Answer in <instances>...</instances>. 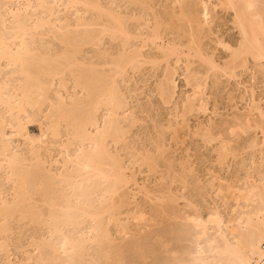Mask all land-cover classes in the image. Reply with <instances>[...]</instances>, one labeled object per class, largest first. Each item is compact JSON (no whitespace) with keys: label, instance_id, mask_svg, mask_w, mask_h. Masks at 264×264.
Listing matches in <instances>:
<instances>
[{"label":"rangeland","instance_id":"obj_1","mask_svg":"<svg viewBox=\"0 0 264 264\" xmlns=\"http://www.w3.org/2000/svg\"><path fill=\"white\" fill-rule=\"evenodd\" d=\"M32 1H30V3L26 0H0V7L4 6L3 4L6 2L8 7L12 10L18 9L20 11L26 8L25 10L27 11H22L23 15L21 18L28 15L33 18L32 20L34 22L37 21L39 17L46 19L47 22L43 27L39 28L40 31L34 30L37 34H35L33 40L31 39L30 41L32 43V47L37 46L43 51L50 45L52 50H56V52H60L66 48L71 50L73 49L74 51L76 50V57H79V61L84 62L83 64L80 63V65H82L80 68L77 67V70H75V66L73 67L74 69L72 68L73 70H66V74L63 76L56 77L50 89L51 92H48L49 97H51V99H56L58 97L56 93L61 94L65 99H67V101L69 100V97H72L76 100L74 102L75 106H78L77 109L79 108L82 110L85 106H82V104H85L89 98H87L88 100L82 98L85 97V95H83L85 94V91H83V89H81V87L77 84L81 81L85 82L84 80H86V82L90 80L89 82H91L93 79L92 74L88 71V73H86L85 70L87 68L84 69V67H87L89 63H95L94 65L96 66L94 69H97L96 78L98 80H102L107 75L103 79L106 83L101 81L99 85L110 84L112 83L111 81H113L114 87L117 89L116 93L120 92L119 94H116V99L118 96V101L120 103L123 102L122 105L120 104L122 109H116L119 114H116L117 112L115 110V114L111 111L109 112L110 108L108 107H101L95 114L99 120L100 126H103L106 118L107 120L111 117L116 120L118 119L117 123L121 128L123 135L122 137L116 139L109 138V141L107 140V143H109L107 144V148L110 147L108 150L110 149L111 153L113 152L115 156H118L119 158L121 157L120 159L125 170L124 172L128 179V183H126L127 185L122 184L119 186L120 188L118 187L116 189V193L110 194L107 191L113 188V184H110L111 181L103 179L102 177L92 176L90 179L84 178L81 181V186L75 190L77 195H80L81 200L85 201L89 205L91 204V208L95 209L97 207L96 209H99L104 206V204L106 205L109 203L108 205L112 208L105 214V218H102L103 221H101L105 224L104 227L106 226L108 229L109 227L111 228L109 229L110 235L108 238L103 236L102 241L93 246L91 239L97 236L98 232H91V228L89 229V226L92 224L94 225L95 223L91 222L89 219L85 220V218L82 217H79L78 222L80 225L78 224V228L76 226L73 228L72 226L71 228L69 227L70 229H66L71 230L74 233L78 232L79 229L81 232H87V237L89 236L88 239L90 240H87V245L89 247L91 246L90 252L92 255H97L99 253L102 254L105 251L112 252L116 243L122 241L120 240V237L123 233L122 229L125 228L128 234L125 235L124 241H132L133 243H136V240L140 242L142 237L148 235V242L145 241V243L153 245V242L155 241L154 239L157 238L156 234L162 231L163 228L165 229V226H168L170 222L174 221L172 219L167 220L166 217L159 214V208L162 205V202L158 199L163 197L164 191H166V193L170 191L172 195L175 197L177 196L178 198H182L180 195L183 193L185 196L184 199L186 200L185 202H187L186 204L183 199L179 198L180 200L176 199L178 202L175 204H173L175 201H173V203L168 202V206L166 203H163L165 207L176 206L178 208L181 207L183 209H187V205L189 203L188 200L198 199L196 202H199V204L202 203V207L205 206V208H211L212 206L215 207V205H218L219 208L220 205V210H223L224 208V211L221 210V213L224 214V216L222 215L223 217L226 216L227 218L231 215V212L225 211V208L227 207L224 205H226L225 203L227 202L226 206H229L228 204L232 206L234 204L232 197L230 196L229 199L225 200V196V198H222L223 196L219 197L218 195H220L223 191L226 195L228 192V190L225 192L227 184H235L238 180L242 183L241 179H244L247 172L249 173L253 170V168L250 167L253 165L252 161L257 159L258 161H255V163L259 162L258 152H251L252 150L246 145H248L249 139L251 138H257L256 140L260 142L262 134L258 129L252 130L251 128V130L246 132L247 135L245 133L240 136H237V134L232 135L230 125L232 121L236 122V117H243L249 113L248 111L252 110L251 108L256 101L257 102L255 104L261 107L264 112V77L262 75L264 69L262 67L259 69V66H255L253 63L254 61L249 58L245 65L247 67H237L234 70L235 74L230 77L221 70L209 68V66L200 60L199 57H191L193 55L192 52V55L188 56L189 52L187 50L188 43L196 38L199 39V41H195L198 46L200 45L199 47L201 48L202 54L204 56L212 57L213 60H215V63H218L219 66H224L225 62L230 60L231 50L232 48L237 47L240 35L238 29L233 23V12L224 4L225 0H208V3L206 2L209 10L208 16L207 18H204L199 15L200 17L198 18V22H201V24L191 22L195 26H193L194 29L196 26L198 27L195 29V31L197 30L195 32L197 35H194L195 38L192 37L191 39L190 36L193 33H191V31L194 29H191L192 26L190 27V22H188V20L185 21L186 19L182 17V19H178L177 15L179 11H181L180 9L182 7H186L189 3H191L190 1L194 0H136L137 2L135 0H96L101 5L102 9L103 7L105 10L106 8L107 10L111 9L114 13L121 16V19L129 31L143 36H141L142 38H137L138 40L131 38L129 41H125L122 36H117L118 34H113L114 32L112 33V30H110L112 25L110 22L112 21L108 17H105L107 16L106 14L96 13L90 9H88V11L87 8L82 5L74 6L73 4L70 5L68 3L69 6H66L65 4L67 0H45L40 4L39 2L37 4L35 1L32 3ZM11 4L14 6H11ZM31 4L32 6H30ZM41 4H43V6ZM199 7L201 8L202 6ZM201 10L202 9L199 11ZM1 12L5 13L3 15L6 19L7 23H5L7 25L11 20V15L9 14V16L7 14V8L4 10L2 9ZM154 16L159 17L162 21V27L159 29L161 36H159L157 41L155 40L154 43H152L148 37L152 34V30L150 29L155 23ZM170 21L174 22V29L167 26V22ZM7 30L8 29H6V31ZM144 36L147 40L146 44L144 43ZM170 40L173 41L170 42ZM177 43L180 44L181 47L178 48ZM171 44L174 46L177 45L178 50L181 48L180 50H182V54H179L180 61L177 60L178 56L176 55L168 57L169 60L168 58L167 60L163 59L164 46H171ZM189 44H192V42ZM224 44L226 46H231V48L228 49L227 47H224ZM183 45L185 46L183 47ZM135 50L136 53L140 54L137 57V62L135 61L133 65H127L123 70V73L119 72L118 75L117 73H113L118 71V68H116L113 64H121V62H123L124 59L131 54V52L134 53ZM185 52H188V54ZM123 54L125 57H123ZM154 58H157L158 62L156 59V62L154 63L152 61ZM7 68L8 67H6L5 64L2 65V77L9 74L12 69ZM101 75L104 77H101ZM62 80L65 87L60 86ZM168 81H171L172 84L170 83V85L175 88H173L174 95L171 97L172 99L169 98L171 101L169 99H167L169 101H166L161 95L160 87L164 85L167 86L168 84L166 85V83ZM115 84L117 86H115ZM252 99H254L255 102H251ZM190 105L194 108L191 109ZM45 106L42 108L44 111H47L46 109L49 108V103L45 104ZM29 112L30 114L37 113V111L34 112V110L31 111L30 109ZM39 115V119H41L43 115L41 113ZM253 117H256V115L254 114ZM41 121H44V119L42 118ZM27 126L28 131L39 135L40 131L38 121L28 123ZM63 127H65V129ZM94 129L95 128H92L91 130L95 132ZM6 130L9 132L8 127ZM60 130L61 137H57V139L52 140L51 137L45 136L46 138L43 137L42 139L44 142L42 141L39 144L37 143L39 146H35L45 153V155L42 154L43 152L40 150L42 156L44 155L43 159L48 160V162H46L44 167H40V169L35 168L34 172L31 173V178H29L28 181L29 185H27L28 190L31 193L29 196L31 197H27L20 202L19 209H17L18 211L13 212L11 214L12 216H6L7 219H5L6 217H0V264H35V258L38 255L36 245L41 244V242H44L43 240L45 239L53 240L50 238V233L47 231L48 229L44 223L47 219L46 216H48L50 212H57L58 206L49 209L48 205H46V201L49 199L46 198L56 196L59 198V202H63L66 197H70L73 194L74 191L67 186L66 177L63 176V173H73L78 165L73 163V161H70V158L68 159L66 154H63L64 151H66L63 145L72 143L68 147L71 155H74V153L78 152L82 147L80 146L82 144L79 139H75V141H73L74 134L71 132L72 129L70 127L66 129L65 123L62 124ZM205 132H211L215 139L210 142L203 140V134H206ZM67 133L69 135H67ZM68 136L69 138H72V141L71 139L68 140ZM67 140L69 142H67ZM223 140H228V143L231 140V146L235 147L233 149L237 151L234 154L236 158H234L235 156L232 157V155H228L226 162H220V164L217 161V155L222 143L221 142L219 145V142ZM52 142L55 144H52ZM21 143L18 145L20 148H17V143H15L16 145H14V150L23 155L26 154L27 157L31 159L28 152L30 149L25 148L26 146L29 147L30 144L21 145ZM60 143H62V145ZM86 144L87 143H85V145ZM234 144H236V146ZM158 145H161L164 149L161 153L157 154ZM255 154H257V158ZM146 155H150L152 158L155 156L154 159L158 161L156 162L157 164L148 166L149 163H143L144 156ZM29 159L28 161L30 162L27 163L30 165L33 164L31 163L33 161ZM25 162L24 164H27ZM241 162L242 165H240ZM29 164H27L29 169L34 167L33 165L30 167ZM47 174L50 175L48 176ZM4 175V172L0 173L1 197L7 200V202H13L15 191H18L20 188L15 187L12 182L7 181L6 176ZM51 178H53V180ZM216 178H219V181L222 180V184L226 185L224 186L225 189H223L220 194L216 193V187H218L219 184V181L216 180ZM48 180H51V182ZM193 181L199 183V189L198 187L193 186ZM210 182L212 184L214 183V185ZM213 186H215V188H213ZM201 187H203V189H201ZM167 189L170 190L167 191ZM201 190H203L204 193ZM120 197L123 198L121 199ZM187 197H189V199H187ZM222 199L224 200V204L221 203ZM112 204L114 206L115 204L118 205L114 207ZM228 208L226 210L230 211L231 207L229 209ZM141 210L144 212L145 220L143 219L139 223L134 217L141 214ZM225 214H228V216ZM147 225L148 227H146ZM131 227L135 228V230H132L133 232H131V229H133ZM3 228L5 229L4 231H2ZM117 230H120L119 234ZM137 232H140L142 236H140V234L138 235ZM133 233L135 235H133ZM93 234L96 235L94 236ZM132 235L136 238H133ZM117 237L119 239L117 240L118 242L114 239ZM111 239H114L115 241ZM133 251L134 250L132 249L131 252H125L124 255L119 252V255L121 254V257H125L127 263L129 264L159 263L157 260L155 261L152 255L144 260L140 255L142 251L136 250L132 253ZM116 255L117 254L108 258L109 260L107 259L108 261L106 260L105 264H111Z\"/></svg>","mask_w":264,"mask_h":264},{"label":"bare ground","instance_id":"obj_2","mask_svg":"<svg viewBox=\"0 0 264 264\" xmlns=\"http://www.w3.org/2000/svg\"><path fill=\"white\" fill-rule=\"evenodd\" d=\"M26 1L30 2L32 0H26ZM34 1L37 4L38 2L40 4V3H43L45 0H33L32 3ZM190 2L191 3H189L187 6L185 5L186 7L184 8L181 6L182 7L180 9L181 11H179L177 17L178 19L185 18L186 19L185 21L188 20V22H190V27L192 26L191 29H194L193 28L194 25L192 23L201 24V22H198L199 20L198 18L200 17L199 15H201L204 18H207L208 16V12H209L207 8L208 0H194ZM68 3L70 5L73 4L74 6L82 5V6H85L87 10L90 9L91 11H94L96 13L98 12L101 14H106L107 16L105 17H108L112 21L110 22L112 23V25L110 24L111 25L110 30H112V33L114 32L113 34H118L117 36H122L125 41L127 40L129 41L131 40V38H133L134 40L137 38L139 39V37L142 36L141 34H134L131 31H129L126 28L123 20L121 19V16L114 13V11H112L111 9L107 10L106 8L105 10L104 7L102 9L101 5L96 0H67L65 5L69 6ZM224 4L226 5L227 8L231 9V11L233 12V23L238 29V32L240 35V38L237 43V47L232 48L231 50L230 60L225 62L224 66L223 65L219 66L218 63L217 64L215 63V60H213L212 57L204 56L202 54L201 48L199 47L200 45L198 46V44L195 41V40L199 41V39H196L194 36V35H197V33L195 34V32L197 31V30L195 31V29L198 28L197 26L193 31L190 30L191 33L192 32L194 33V34L192 33L193 36L189 32V34L191 35L190 39L194 37L195 40H192L189 42V43L192 42V44H189V43L188 45L186 44L189 54L188 52H185V53H187L188 56L189 55L191 56L193 54L191 57H194V56L199 57L200 60H202L204 63H206L209 66V68H212L215 70H221L225 74L229 75L230 77H232L231 75L235 74L234 70L237 67H241V68L247 67L245 65L249 58H251V60L254 61L253 63L255 66L256 65L259 66V69L260 67L264 69V0H225ZM3 5L4 6L0 7V19H1L0 21L1 22V27H0V173L4 172L5 173L4 176H6V180L12 182L15 187L17 188L19 187L20 189H18V191L14 189L16 191H15V197L13 199V202L12 201L7 202V200L1 197V193H0V203H1L0 217L2 216L4 218L9 215L12 216L11 214L13 212L18 211L17 209H19L20 202H22L27 197H31L29 196L31 193L27 187V185H29L28 181H29V178H31V173L34 172L35 168L40 169V167H44L46 162H48V160L43 159V156L45 155V153L41 149L35 147V146H39L37 145V143L39 144L40 142H42L43 137L46 138L45 136H49L52 138V140L57 139V137L58 138L61 137L60 127H62V124L65 123L66 129L69 127L72 129V131L71 130L70 131L73 132L74 134V137L72 136L74 139L73 141H75V139H79L82 144L80 145L82 146L80 150L74 153V155H71L68 149V147L72 143L66 144L65 142L66 145H63L66 150L64 151L63 154H66L67 158L68 159L70 158L69 159L70 161H73V163L78 165L76 170L73 173H65V172L63 173V176L66 177L67 186L74 192L70 197H66V199L63 202H59V198L56 196H55L56 198L55 197L46 198V199H49L48 201L45 200L46 205H48L49 209L58 206L57 212H54V211L50 212V214L46 216L47 219L45 218L46 222L44 223L48 229L47 231L50 233V238H52L53 240L45 239L43 240L44 242H41V244L36 245V248L38 250V255L35 258L36 260L35 264H105L106 260L108 258H111V256L115 254L117 255L114 257V260L111 262V264H129L127 263V260L125 259V257H121L122 256L121 254H120L121 256L119 255V252L124 255L125 252L127 253L128 251L131 252L132 249L134 250L132 253H134L136 250L142 251L140 255L144 260L145 258H148L149 256L152 255L155 261L157 260V262H159L158 264H264V112L261 109V107L255 104L257 101L255 102L254 99H252L251 101V102L253 101L255 102L251 108L252 110L248 111L249 113H247L243 117H240V116L236 117L235 118L236 122L232 121L233 124L231 123L230 125L231 127L230 131L232 135L237 134V136L238 135L240 136L243 133L246 134V132L248 130H251V128L252 130L258 129L261 132L262 139L260 142L256 140L257 138L256 139L251 138L249 139L248 145H246L252 150L251 152L253 153L258 152L257 154H259V157H258L259 162L255 163V161H258L257 159L255 161H252L253 165L250 167L253 168V170H251V172L249 173L247 172V175L245 173L246 176L244 175L245 176L244 179H241L242 183L240 180H238L237 182L235 181L236 182L235 184L226 183L227 184L226 186L225 184L224 185L222 184L221 182L222 180L219 181L220 177L218 179L216 178V180L219 181L218 182L219 184L216 183L218 184V187H216V191H217L216 193L220 194V192H222L223 189H225L224 186H226L225 192L226 190H228L229 192V194L227 192L225 195L223 191L222 192L223 195L221 193L218 196L219 197L223 196L222 198L226 197L225 200L229 199L230 196L233 199L234 204L233 205L231 204L232 206H230V204H228L229 206H226L227 202L225 203L226 205H224L227 208L231 207L230 211L226 210L227 208H225V211L231 212L230 213L231 215L228 216L229 213L226 212L228 214H225V215H227L228 217L227 218L226 216L223 217L224 214L221 213L222 209L221 210L219 209L220 205H219V208H218V205H215V204H213L215 205V207L212 206L214 208L212 207L210 208L208 205L207 206L209 208H205V206L202 207L203 205L202 203H200L201 204L200 205L199 202H196L198 199L188 200L189 203L187 205V209L185 208L183 209L181 207L178 208L176 206L175 207L174 206L165 207L163 203H166L167 205L168 202L173 203V201H175L173 203L175 204L178 202V200H180L179 198H181V197L178 198L177 196L176 198L174 195H172L171 192L169 191L171 189L170 188L169 190L167 189V191H169L168 193L164 191L163 197L161 199L160 198L158 199V200H161L162 202V205L159 208L160 210L159 214L166 217L167 220L172 219L174 221L170 222L168 226H165L166 228L165 229L163 228L164 230L162 229V231L157 233L156 234L157 238L153 237L155 238L154 239L155 244L154 242H153V245L149 243H145V241L148 242L147 241V239L149 238L148 235L145 236L147 238L142 237L140 242L136 240L138 243L137 242L133 243L132 241H124L125 235L128 234L125 228V229H122L123 235L121 234V237H120L121 238L120 240H122L121 242L117 241L119 240L118 237L114 238L116 242L118 243H116V245L114 243L115 247L114 248L112 247L113 248L112 252L105 251L102 254L99 253L97 255H92V253L90 252L91 246L89 247L87 245V240H89L88 239L89 236L87 237V234H86L87 232L86 233L81 232L79 229L78 232L74 233L71 230H67L66 228H69V227L71 228L72 226L74 228V226L76 227L79 226L80 225V223L78 222L79 217L85 218V220L87 219L91 220V222H94L95 224L90 225L89 229L91 228V232H94V233L98 232V235L95 236L97 233L95 235L93 234L95 237L93 236L94 238L91 239V243L93 244V246L101 242L103 236L108 238V236L110 235L109 229L111 228L109 227L108 229L106 226L104 227L105 224L102 223L103 221L102 218L112 208V207L110 208V205H108L109 203L106 205L104 204V206H102L99 209H96L97 207L95 209L91 208L90 206L91 204L89 205L85 201L81 200L80 195H77L75 190L81 186V181L84 178L90 179L92 176H98V177H102L103 179L110 180L111 181L110 184L111 183L113 184V188L110 187L112 189L107 191L110 194L116 193L117 191L116 189L119 186H121L122 184L127 185L126 183H128V179L125 175V172H124L125 170L123 168V165L120 159L121 157L119 158L118 156H115V154L112 152L114 154L113 155L110 152L111 150L110 149L108 150V148L110 147L107 148V144H109L107 143V140L109 141V138L116 139V138L122 137L123 135L122 130L117 123L118 119L116 120L111 117V118H108L107 120L106 118V120L104 121V124L102 123L103 126L102 125L100 126L99 120L95 114L101 107H108L110 108L109 112L111 111L113 113H114V110L116 111V109L121 108V105L123 104V102L120 103L118 101V96L116 99V94H119L120 92L116 93L117 89H115L113 81L111 80L110 81L112 83L110 84H104V85L100 84L99 85L101 81L105 82L103 79L107 75L105 77L101 75V77H104V78L102 80H98L96 78L97 69H94V67L96 66L94 65L95 63L93 64L89 63L87 67H84V66L83 67L84 69L87 68L85 70L86 73L89 72L90 74H92L93 79L91 80V82H89L90 80L88 79L89 81L87 82L86 80H84L85 82L81 81L79 84H77L81 87V89H83V91H85V94L83 93L82 94L85 95L86 98L85 97H82V98L84 99L89 98V100L87 99L88 101L86 103L84 102L85 104L81 103L82 106L85 105L82 110L79 108L77 109L78 106L76 107L75 102H74L76 100L72 97H69L70 101L69 100L67 101V99H65L61 94L56 93L58 97L56 99H51V97H49L48 95V92L50 91L55 78L63 76L64 74H66L65 73L66 70H73L74 69L73 67L75 66H76L75 70H77L78 69L77 67L80 68V66L84 62L79 61L78 59L79 57L78 58L76 57V50L74 51L73 49L71 50V49L66 48L60 52H56V50L55 51L52 50L50 45L49 47L45 48V50L43 51L37 46L32 47V43L30 41L31 39L33 40V38L35 37L34 35L37 34L35 33L34 30L37 31L39 30L40 27H43L47 22L46 19L39 17L37 21L34 22L32 20L33 18L29 17L28 15H25L23 18H21V16L23 15L22 11H24L26 8H24V10L22 9L19 11L18 9L12 10L10 7H8L6 2ZM12 5L13 4H11V6ZM41 5L43 6V4ZM30 6H32V4ZM199 6H202V7L200 8ZM198 7L202 10L199 11L200 9ZM6 8L8 11L7 14L11 15V20L9 21L7 25H6L7 23L6 19L3 15L5 13L1 12L2 9L4 10ZM26 11L27 10H25V12ZM156 16H154L156 19L154 18L155 23L153 27H151V29L148 27L150 30H152V34L151 36L149 35V37L148 36L147 37L151 40L152 43H154L155 40L157 41L159 36H161L160 35L161 32L159 33V29L162 27L161 26L162 21L159 19V17H156ZM171 21L167 22V26L174 29L175 24L174 22H171ZM6 29L8 30L6 31ZM145 40H146V37H145ZM145 40H144V43L146 44L147 40L146 41ZM172 41L170 40V42ZM62 42H65V41H62ZM179 45L180 44H178V48L181 47V45L180 46ZM184 46L185 45H183V47ZM164 47L165 48H164L163 59L167 60V58L170 57L171 55H176L178 56L177 60L180 61L179 54L180 55L182 54L181 52L182 50H180L181 48L178 50L177 45L174 46L172 44L171 46L168 45ZM224 47H227L228 49L231 48V46H226L225 44H224ZM138 55L140 54L136 53V50H135L134 53L131 52V54H129L128 56L126 55L127 57L124 59L123 62H121V64L119 63L113 64L114 66H116V68H118V71L117 72L115 71L113 73H117V75L119 72L123 73V70L126 68L127 65L134 64V62L137 60ZM123 57H125V55ZM156 59L154 58L152 61L155 63ZM157 62H158V59H157ZM80 63L82 64L80 65ZM111 63H108V64H111ZM3 64H5L6 67L8 68H12L9 74L6 73L7 75H5L4 77L1 76L2 75L1 67ZM262 75L264 77V72L262 73ZM101 77H98V78H101ZM63 80L60 83L61 87L65 85L63 83ZM171 81H168L166 83V85L168 84L167 86L161 85L162 87H160L162 98H164L166 101H169L170 100L169 98L173 97L174 95L173 94L174 87L170 85ZM115 86L117 85L115 84ZM47 103H49V108L47 107L48 108L46 109L47 111H44L42 107L45 106V104ZM190 108L192 109L194 107L191 106ZM29 109L31 111L34 110V112L37 111V113L30 114ZM38 113L39 114L41 113L43 115L42 118L44 119V121H41L42 118L39 119L40 115ZM116 114H119V113L117 112ZM254 114L256 115V117H253ZM35 121H38L39 123V131H40L39 135L33 134L30 131H28V126H27L28 123L35 122ZM7 127L9 129V132H7L6 130ZM63 128L65 129V127ZM92 128H95L94 129L95 132L91 130ZM67 135L69 134L67 133ZM203 136H204L203 140H206L207 142L208 141L210 142L213 139H215L214 135L211 132H207L206 134H203ZM67 138L68 140L71 139L72 141V138H69V136ZM68 140L67 142H69ZM227 141L228 140H223L219 142V145L222 142L220 146L221 148L217 155L218 156L217 161L219 163L226 162V159H228L227 158L228 155H232L233 157L235 156L234 154L237 151L233 149L235 147L231 146L232 145L230 144L231 140L229 141V143ZM15 143H17V148L18 147L20 148V146H18L20 143L21 145L30 144L29 147L26 146L25 148L30 149L28 150V152H29L31 159H29V157H27L26 154L25 156L21 154L20 152L14 150V145H16ZM85 143L87 144L85 145ZM52 144H55V143L52 142ZM60 144L62 145V143ZM234 145L236 146V144ZM248 147L247 149L249 150ZM163 149L164 148L161 145H158L157 154L161 153ZM40 150L41 152H43L42 153L44 154L43 156ZM257 154H255L256 158H257ZM255 155H254V158H255ZM154 157L155 156H153L152 158V156L150 157V155L144 156L143 163L145 164L149 163L150 165L148 164V166L157 164L156 162L158 161L154 159ZM234 158H236V156ZM28 159L33 161L31 162L33 163L31 164L34 166L33 168L31 167L29 163H27V162H30L28 161ZM24 162L29 164L32 169L31 168L29 169V166H27V164H24ZM55 162H58V161H55ZM240 165H242V162ZM47 175L49 176L50 174H47ZM51 179L53 180V178ZM196 181H193L194 182L193 186L194 187L200 186L199 183H197ZM49 182H51V180ZM212 185H214V183ZM215 186H213V188H215ZM201 189H203V187H201ZM201 191L203 192V190ZM180 196H182L181 199H183L185 202L186 200L184 199L185 196L183 195V193ZM112 197L115 198L114 196ZM176 199L178 200L176 201ZM187 199H189V197H187ZM223 202L224 200L222 199L221 203ZM185 203L187 204V202ZM117 205L115 204V206L114 205L113 206L116 207ZM222 211H224V208ZM47 212H48V209H47ZM140 212L141 214L136 215L134 217L135 219L138 220L139 223L141 222V220L143 219L145 220L144 212H142V210ZM5 219H7V217ZM146 227H148V225ZM4 230L5 229L3 228L2 231ZM132 230H135V228L131 229V232H133ZM117 231L119 234L120 230H117ZM134 233L133 235L136 234ZM139 234L140 232L138 233V235ZM140 236L142 235L140 234ZM133 238H136V237H133ZM114 239H111V240L115 241ZM103 250H106V249H103Z\"/></svg>","mask_w":264,"mask_h":264}]
</instances>
